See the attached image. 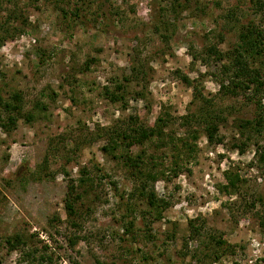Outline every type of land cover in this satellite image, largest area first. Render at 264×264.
Listing matches in <instances>:
<instances>
[{
    "label": "rangeland",
    "instance_id": "374dc122",
    "mask_svg": "<svg viewBox=\"0 0 264 264\" xmlns=\"http://www.w3.org/2000/svg\"><path fill=\"white\" fill-rule=\"evenodd\" d=\"M3 8L21 12L11 25L20 26L24 18L26 23L23 33L0 45V90L23 91L26 109L35 101L47 109L32 123L20 120L8 132L0 128L1 264H26L19 263L18 250L7 251L2 243L15 233L35 235L36 254L51 258L45 264H140L127 252L131 236L117 235L131 220L133 246L149 252L150 262L195 264L184 255L189 219L203 222L208 233H221L231 245L220 260L207 264H264V206L237 213L245 195L264 194V170L254 163L252 143L243 153L233 145L244 140L239 120L264 114V92L259 104L247 93L223 96L213 67L190 55L210 44L228 50L248 21L264 26V0H88L77 21L64 18L54 0H11ZM6 14L2 10L0 20ZM255 65L264 81V57ZM184 74L191 83L183 81ZM117 81L124 85L123 103L103 93L106 87L115 90ZM198 90L223 109L222 141L208 143L203 129L191 122L196 158H180L177 175L154 183L156 197L168 202L158 217L130 195V172L102 151L98 129L130 114L149 125L168 114L171 123L164 130L179 146L189 132L183 117L199 112ZM257 139L264 143V135ZM131 153L141 155L146 167L168 165L175 156L172 145L157 148L153 142L132 147ZM236 168L245 180L240 196L219 192L224 171ZM82 169L92 187L81 185ZM72 181L78 192L86 191L76 202L74 221L64 206ZM74 236L76 243L69 241ZM194 245L189 241V249Z\"/></svg>",
    "mask_w": 264,
    "mask_h": 264
},
{
    "label": "trees",
    "instance_id": "16d2710c",
    "mask_svg": "<svg viewBox=\"0 0 264 264\" xmlns=\"http://www.w3.org/2000/svg\"><path fill=\"white\" fill-rule=\"evenodd\" d=\"M5 1L0 0V12L7 13L3 20H0V45L9 38H14L17 34L24 32V24L26 19L21 20L20 26L10 24V19H18L20 11L6 10L4 7ZM57 9L63 14L64 18L72 17V20L77 21L80 12L85 7L88 0H54ZM73 3V7L70 5ZM16 4H18L16 2ZM68 7V9L63 6ZM190 55L192 61H199L205 66L213 67L211 76L219 85V92L223 96H244L247 93V98L259 104V99L263 98L264 81L263 72L260 66L255 65V61H261L264 57V26L255 24L253 21H248L239 27V32L235 44L226 51H221L216 44H210L202 48L200 51L191 50ZM86 68L88 64L85 63ZM134 70V69H133ZM132 77L124 76V81H130ZM183 81L191 83L188 76L182 75ZM124 89V85L116 82L115 90L104 88V95L110 101L125 102L120 90ZM199 91V90H198ZM53 93V92H52ZM200 99L199 112L192 116H184L183 121L185 126H188V134L186 138H180L177 146L174 138L168 136L164 127L171 123V116L161 115L156 118L152 125H149L140 120L136 114H130L126 119L118 121L113 126L102 127L98 129L97 137L104 140L101 149L111 158L120 161L126 167L131 176L132 188L130 195L138 197L141 201H145L147 205L158 211V217L161 211L168 208V202L163 198L156 197L154 183L159 177L168 178L167 175H177L180 169V158L184 157L188 162L196 158L198 146L196 144L197 134L191 126L198 125L203 129L204 135L210 144H216L222 141V136L219 134V125L224 121L223 109L215 108L213 99L204 96L198 92ZM47 105L42 101H35L31 109H26L25 94L21 90H11L6 95L0 90V128L3 131H11L17 126L18 121L24 120L26 123H32L39 112L46 111ZM192 117V119H191ZM190 119V120H188ZM240 130H244V140L238 144L233 143L234 147L238 148L240 153H243L248 145L252 143L254 146V163L264 170V143L260 142L257 137L264 135V114L260 112L253 119L239 120ZM176 139V138H175ZM179 139V138H178ZM147 142H153L158 148L160 145H172L175 156L170 160V163H159L151 167H146L142 162V157L139 154L131 153L132 147L142 145ZM180 147V148H179ZM98 171L100 169L96 167ZM79 181L85 187H92L93 179L85 169L81 170ZM224 183L217 185L219 192L227 195L235 194L240 196V189L245 183L244 178L240 173V168L235 170L228 169L224 171ZM85 187L81 192L77 191V185L72 181L67 186V193L64 199V206L69 216H73L72 221L78 215L76 207L77 200L82 199L86 194ZM241 205L238 206L237 213L245 215L252 208L260 205L264 206V194L245 195L241 199ZM259 207V206H258ZM126 218V216H124ZM74 223V222H72ZM261 224L264 225V218L261 217ZM204 223H196L195 219L188 220V235L185 237L184 255H190V258L195 261V264H207L217 262L221 259V255L225 253V249L231 247L223 237V235L208 233L204 227ZM134 221H126L123 225V233L117 234L119 238L131 236L127 252L133 255L140 264H154L149 260L152 259L149 252L143 251L140 248L133 246L134 237L132 230ZM35 235H25L15 233L3 238L2 243L6 246L7 251L18 250L20 256L19 263L26 264H45L51 263V258L48 254L37 255V250L32 247V240ZM69 241L76 243L77 236L69 238ZM189 241L195 243L194 247L189 249ZM43 247V246H42ZM227 250V249H226ZM101 262L97 260V264ZM1 264V262H0Z\"/></svg>",
    "mask_w": 264,
    "mask_h": 264
}]
</instances>
